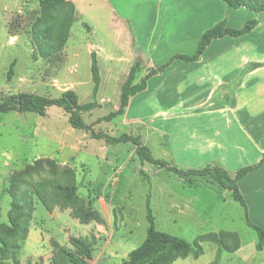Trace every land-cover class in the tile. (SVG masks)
<instances>
[{
  "label": "rangeland",
  "instance_id": "1",
  "mask_svg": "<svg viewBox=\"0 0 264 264\" xmlns=\"http://www.w3.org/2000/svg\"><path fill=\"white\" fill-rule=\"evenodd\" d=\"M113 1L118 7V0ZM38 10V2L0 0V101L11 99L19 91L59 96L73 81L78 82L74 89L80 102L93 100L94 82L89 75L91 53H97L95 48L100 51L105 46L108 53L114 54L118 37L116 30L109 26L107 20L96 22L93 19L96 12H92L85 18L96 23L95 32L78 21L71 29L73 35L67 42L66 52L41 58L35 54L36 47L31 41V27ZM92 43L95 48L89 52ZM103 62L101 59L102 65ZM13 63V72L9 76ZM73 67L81 76L71 73ZM111 111L112 104L105 102L93 113L84 112V119L90 124ZM121 119V116H116L110 122L96 123L94 129L96 132L121 135L125 133V127L119 124ZM133 146L127 142L110 144L104 139L93 138L89 131L73 128L68 114L58 106L49 107L46 115L0 112V222L8 220L12 196L7 188L11 186L12 178H22L17 185L20 190L27 188L29 177L24 173L26 165L40 157H53L58 162L67 160L73 165L78 195L87 204L92 202L93 211L100 217L106 219L108 213L100 209L99 197H105L112 204L109 215L115 225L114 237L98 264H119L144 242L150 225L149 206L155 217L156 229L185 239L194 249H202L199 256L191 252L172 264H264V249H257L258 234L246 221V209L233 195L227 194L225 201L219 192L202 181L190 187L166 167L143 163L133 152ZM38 179L40 176L33 174L30 181ZM23 180L26 182L23 183ZM249 182L251 189L258 186V190L255 188L253 192L261 205L251 207L247 216L264 229V172ZM185 187H188L187 191ZM247 188L248 181L244 189ZM186 197L194 207L198 205L197 213L205 222L195 225L189 220L183 221L179 209L171 208L172 205H180ZM35 207L29 235L22 243L21 264H50L58 246H72V236L92 240L96 232L100 233L94 225L95 220H92L94 227L86 225L88 223L75 224L71 209L57 206L59 216L55 218L37 196ZM189 214L195 217L196 212ZM222 231L236 236L227 235L224 243L210 236ZM104 239L100 236L97 246L102 245ZM226 245L238 247L232 251ZM99 252L100 249L93 250V259H88L89 264L95 263Z\"/></svg>",
  "mask_w": 264,
  "mask_h": 264
},
{
  "label": "crops",
  "instance_id": "2",
  "mask_svg": "<svg viewBox=\"0 0 264 264\" xmlns=\"http://www.w3.org/2000/svg\"><path fill=\"white\" fill-rule=\"evenodd\" d=\"M70 1L76 6L74 24L81 21L89 31L95 32L96 23L85 16L96 12L93 19L107 20L118 34L114 54L108 53L105 46L98 51L90 44L89 52L95 48L100 66L99 106L108 102L112 104V111L119 108L123 86L137 62L135 83L152 70L156 71L149 77L146 88L130 98L125 113L118 115L122 117L119 124L125 127V133L139 136L155 158L165 159L182 169L219 165L232 174L263 159L264 11L245 6L236 8L224 0H118L119 8L113 0ZM251 19H256L258 24L250 33L212 40L197 60L177 58L171 62L175 54L193 55L203 33L216 24L225 22L228 27L239 29ZM66 47L67 44L54 56L65 53ZM91 66L92 63L90 71ZM74 67L71 73L81 76ZM77 83L73 81L68 89L75 90ZM95 109L88 112L93 113ZM133 152H136L135 145ZM59 163L73 167L67 160ZM262 172L264 163L238 181L249 210L245 213L246 221L251 207L261 205L253 192L258 186L251 189L249 181ZM179 176L190 187L202 181L219 192L225 201L227 194L232 195L230 190L205 177ZM247 181L248 188L244 189ZM182 200L180 205L171 206L179 209L181 220L195 225L206 221L197 213L198 205L194 207L187 197ZM111 206L105 197H99V207L108 215L106 219L100 217L101 221L95 220L94 225L101 234L96 232L92 238L95 248L100 249L94 264L103 260L102 253L114 237L115 225L109 215ZM57 208L51 211L55 218L59 216ZM189 212H196L195 217L188 215ZM73 219L77 225L85 224L78 218ZM93 221L86 225L94 227ZM100 236L105 241L98 247Z\"/></svg>",
  "mask_w": 264,
  "mask_h": 264
},
{
  "label": "trees",
  "instance_id": "3",
  "mask_svg": "<svg viewBox=\"0 0 264 264\" xmlns=\"http://www.w3.org/2000/svg\"><path fill=\"white\" fill-rule=\"evenodd\" d=\"M26 3L38 2L39 10L36 11V18L32 23L31 37L32 44L35 45L36 53L43 58L52 57L61 52L66 46L73 27L76 15V6L70 0H25ZM231 6L247 7L255 11H264V0H224ZM258 22L251 19L245 23L242 28H230L225 22H220L214 27L206 30L199 40L196 52L189 56L185 54H176L172 60L177 58L185 60H197L204 53L205 49L212 40L226 35L241 36L250 33ZM92 78L94 82L93 100L81 103L77 92L73 89L63 91L59 96L43 95L31 91H19L12 95L11 99L0 101V112H35L40 115H46L51 106L61 107L69 116V123L73 128L91 132L93 138L104 139L110 144L122 142H132L136 146V154L139 159L145 163H151L158 167L167 169L190 179L201 176L218 183L221 187L232 192L233 197L248 210L247 202L241 192L238 181L253 170L258 169L264 163L263 159L254 165L246 166L232 174L230 171L219 165H209L201 169H182L165 159L155 158L150 148L144 145L139 136L122 133L115 136L109 132H96L94 126L102 121L110 122L118 115L125 113L129 105L130 98L138 92L144 90L147 86L149 77L156 71L152 70L140 82L135 83V73L139 62L133 66L129 78L125 82L120 106L116 111L100 117L97 121L88 124L83 113L99 107L97 95L101 85L100 66L96 52H92ZM171 62L161 67L164 69ZM12 64L9 76L13 72ZM48 175H43V173ZM24 173L29 177L27 188L20 190L17 182L18 178L11 180V186L7 191L11 193V209L8 213V220L0 222V264H21V249L23 242L27 239L30 226L34 218L35 197L42 200L49 210L57 206L65 209H71L75 218L82 223H89L92 220H100V216L93 211L92 202L88 204L78 195V188L75 185L76 171L73 167L60 164L57 160L50 157H40L29 163L24 169ZM36 174L40 179L31 182L30 178ZM42 176V177H41ZM22 181V178L19 180ZM149 228L144 242L133 249L127 258L119 264H172L177 259L187 256L193 252L195 256L201 253V247L194 249L185 239L174 234L156 229L155 217L149 206ZM247 222L258 234L257 249H264V229L253 223L249 217ZM234 233L221 232L220 234H211L218 241L224 243V237ZM236 236V235H235ZM234 236V237H235ZM71 247L58 246V252L52 258L50 264H87L86 259H93V250L95 242L89 238L72 236L70 238ZM229 247V250L237 249ZM27 264H32L28 262Z\"/></svg>",
  "mask_w": 264,
  "mask_h": 264
}]
</instances>
